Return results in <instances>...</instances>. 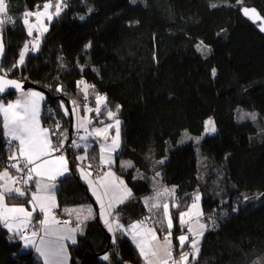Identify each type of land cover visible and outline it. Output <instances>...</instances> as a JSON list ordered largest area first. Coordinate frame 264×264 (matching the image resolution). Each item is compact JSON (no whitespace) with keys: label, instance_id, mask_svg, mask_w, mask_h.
Returning a JSON list of instances; mask_svg holds the SVG:
<instances>
[{"label":"trees","instance_id":"16d2710c","mask_svg":"<svg viewBox=\"0 0 264 264\" xmlns=\"http://www.w3.org/2000/svg\"><path fill=\"white\" fill-rule=\"evenodd\" d=\"M45 2L7 0L13 23L0 28L6 36L5 64L16 67L12 77L48 93L42 122L52 130L60 124L54 145L75 130L72 102L83 95L78 82L105 96L107 110L116 112L119 106L117 159L131 161L134 168L116 169L133 196L112 219L125 227L151 213L144 198L154 193L156 173L161 172V182L176 188L180 205L171 209L178 249L176 237L184 233L178 215L196 192L202 197L204 218H215L199 244L198 257H190L189 264H264L257 262L264 255V34L260 23L242 14L244 7H252L264 17V0H139L135 5L131 0H64L66 6L50 24L38 52L19 66V53L30 39L24 13L41 9ZM201 42L203 50H198ZM65 107L72 118L65 115ZM240 107L257 111L259 119L238 123ZM101 114L105 117L106 111ZM209 118L215 134L197 146L179 145L184 132L201 135ZM5 141L0 118V170L10 163L12 152ZM71 167V174L59 182V211L94 204L73 163ZM28 200L8 197L13 203ZM153 216L161 220V215ZM154 227L166 231V226ZM70 251L71 264L143 262L132 240L121 231L109 232L100 218L87 223ZM105 255L107 261L102 260ZM0 264L43 261L0 223Z\"/></svg>","mask_w":264,"mask_h":264},{"label":"snow or ice","instance_id":"6c2138e0","mask_svg":"<svg viewBox=\"0 0 264 264\" xmlns=\"http://www.w3.org/2000/svg\"><path fill=\"white\" fill-rule=\"evenodd\" d=\"M65 6L64 0H56L55 4L51 0H48V2L42 5V10L38 9L35 12L29 11L24 13L23 24L27 27L28 35L32 36L34 30L37 33L34 41L31 42L33 51L39 50L41 38L48 31L44 23L45 19L50 22L53 18L59 17ZM212 7L216 6L212 5ZM53 8L55 11H52ZM242 10L243 14L253 20V22L260 21V30L264 32V17H261L254 8L249 9L244 7ZM7 13V0H0V14H2L0 16V28H3L5 23H13L12 17L8 16ZM31 17L35 18L34 23L30 21ZM81 19H84V17H81ZM197 48L198 50H203V42L197 45ZM28 52L29 46L25 44L24 49L19 53L18 64L22 65L24 63ZM2 54L3 45L0 43V55ZM215 74L216 70L213 69L212 75L215 76ZM6 75L7 73L4 76H0V93H4L8 88L15 90L22 89L18 81L6 79ZM78 83L83 85L82 91L84 92L85 100H87L88 89L94 86H89L84 81ZM43 99L44 97L39 92L29 91L23 93L22 99H17L12 103L5 104L0 100L3 136L8 142L9 149H13L11 155L8 156V160L11 162L9 167L15 169L18 173L24 174L18 181L10 175L9 169L6 168L3 172H0V182H2L0 183V223L10 232L18 235L26 248H34L38 256L42 258L43 264H68V253L65 242L71 241L72 244H76V233L82 231L79 225L93 218V210L90 206L64 209V212L69 215L76 213L78 224L75 228L68 227L72 221H66L62 225L61 221L52 214V210L58 207L55 199V189L57 187L55 181L59 176H63L69 171L67 158L61 157L60 159H56L52 156V153L63 148L67 137L64 136L60 139L58 146L53 144L52 137L61 135L60 125L57 124L55 130L41 125L40 101ZM72 103L76 104L75 101ZM95 103V109L88 108L85 105L83 106L84 111H95L97 116L102 111H106L107 118L114 120V123L89 130L87 125H90L92 120L88 117L78 118L77 131L83 129L86 133V135L80 136L79 139L85 143L81 144L74 140L72 141V146L85 150V155L77 157L78 160L85 161L88 159L86 153L88 147H90L87 143L89 138H102L104 143L100 144L99 160L101 165H107L110 169V166L114 163V154L118 151L121 144V121L116 118L119 106H117L116 112L107 110V98L99 94L95 96ZM80 107V105H76L73 113L78 115ZM64 112L67 115L68 109L65 108ZM252 119H255L254 115ZM112 130H114V135H110ZM204 131L206 134L216 132L215 122L211 118L205 121ZM185 137L191 138L187 136V133H185ZM197 142H199V138H197ZM160 162L163 163V161ZM121 166L123 168L134 167L131 161L122 162ZM88 168H91L90 164ZM79 171L81 177L91 189L93 196H95L97 203L100 205V216L105 226L109 232H113V223L109 221V217L118 205L132 198L131 189L127 187L122 179L116 177L115 173L111 170L105 171L103 176L96 180L90 179L92 172L85 171L83 167ZM159 175L160 173H156V176ZM47 181H53V183H48ZM18 182L23 185L32 183L35 185L36 191L31 194L29 201L32 206L31 211L23 206H9L6 203V197L14 195L22 197L27 194L25 189L14 187ZM174 194L175 188L169 189L164 187L157 189L153 196L146 197L144 200V204L149 209V212H152L153 209L156 210V213L162 211L163 219L156 220L154 223L159 224L161 229H164L166 226L163 240L158 236L155 227H148L146 225L145 220L151 217L134 222L126 229L119 223L118 219L114 221L115 230L121 231L130 237L145 264H189L190 256L192 260H195L199 255L200 239L208 227V225L200 221V217L203 216L198 203L200 195L196 194L194 196L193 203L186 211L179 212L178 224L184 234L176 237L180 249L179 257L176 258L174 256L172 240L174 223L171 209L179 208L180 205L175 202ZM165 196L173 198L171 206L167 202H162L161 197ZM106 200L107 204L105 203ZM37 211L42 213L44 218L34 225L33 216ZM85 212L87 215H81ZM156 213H153V215ZM212 223L215 225V221ZM30 226L33 230L30 234L24 235ZM36 228H39L43 234L41 235L40 231L35 230ZM185 245L191 249V252L183 251ZM103 259L108 260L109 257L105 255Z\"/></svg>","mask_w":264,"mask_h":264},{"label":"rangeland","instance_id":"374dc122","mask_svg":"<svg viewBox=\"0 0 264 264\" xmlns=\"http://www.w3.org/2000/svg\"><path fill=\"white\" fill-rule=\"evenodd\" d=\"M138 1L139 0H131V3L133 4V5H135V4H137L138 3ZM56 3V2H55ZM55 3H53V4H55ZM39 10H42V8L41 9H39ZM52 11H55V9L53 8L52 9ZM63 12V11H62ZM61 12V13H62ZM61 15V14H60ZM0 16H2V14H0ZM56 18V17H55ZM55 18H53L50 22L49 21H47L46 19H45V21H44V23L46 24V26H47V28L49 29V26H50V24L54 21V19ZM30 21L31 22H35V18L34 17H31L30 18ZM10 23H5V25L3 26V28L5 27V26H7V25H9ZM25 26V25H24ZM26 27V26H25ZM26 30H27V27H26ZM2 32V31H1ZM48 32V31H47ZM47 32H45L44 33V35L47 33ZM28 33V32H27ZM36 35H37V33L35 32V30H34V32H33V35L32 36H30V39L28 40V42L26 43V44H28V46H29V52L27 53V55H26V57L30 54V53H37L38 51H33L32 50V43L31 42H33L34 41V39H35V37H36ZM43 35V36H44ZM43 38V37H42ZM42 38H41V40H42ZM41 44V43H40ZM40 48V47H39ZM23 49H24V47H23ZM22 49V50H23ZM21 50V51H22ZM26 57H25V59H26ZM18 61H19V58H18ZM18 61H17V64H18ZM19 66H22V65H20V64H18ZM0 69H2V72H3V74H2V72H1V70H0V74H2L3 76L5 75V73H7V75H6V77H8V78H12V79H17V80H20V79H18L17 77H12V74H13V72H14V70L16 69V67H14V65H11V66H8V65H6L5 64V61H4V64L0 67ZM20 81H25V80H20ZM26 82H28V81H26ZM82 88H83V85H82V87H81V90H82ZM30 90H33V89H29V90H27V91H25V92H28V91H30ZM37 91V90H36ZM25 92H21V93H19V94H15V95H20V94H23V93H25ZM40 92V91H39ZM42 93V92H41ZM44 94V93H43ZM96 94H99V95H101L100 93H98L95 89H91L90 87H89V89H88V98H87V100H85V98H84V92H83V95L81 96V98L79 99V100H75V102H76V104L74 105L73 103H72V111H73V109L76 107V105H80L81 107H80V110H79V113H78V115H76V114H74L73 113V117H74V127L76 128L77 127V123H78V118H80V117H88L89 119H91L90 118V112H85L84 111V108H82V106H87L88 108H96V105H92V103H93V100L95 101V96H96ZM45 95V94H44ZM91 97L93 98V100H91ZM0 100H2L5 104H7V103H9L10 101H5L4 99H0ZM93 106H95V107H93ZM95 112V111H94ZM68 115L70 116V113H68ZM255 116V119H252V116ZM91 116H93V120H92V123L90 124V125H87V126H89V128H90V130L92 129V128H96V127H104L105 125H107V124H110V123H114V120H109L108 118H107V115H106V119L105 120H102L101 122L102 123H99L98 122V116L96 115V113H92L91 114ZM99 116H101V115H99ZM259 117H260V114L257 112V111H253V110H246V109H244V108H242V107H240V108H238V110H237V112H236V115H235V120L238 122V123H242V122H245V121H251V120H257V119H259ZM1 118V117H0ZM105 118V117H104ZM116 118H118V117H116ZM2 119V118H1ZM119 119V118H118ZM107 120V121H106ZM120 120V119H119ZM208 120V119H207ZM121 121V120H120ZM99 123V124H98ZM120 132H121V124H120ZM185 133H187V136L188 137H191L190 139L189 138H186L185 137ZM216 133V132H215ZM215 133H211V134H206L205 133V131L201 134V135H191V134H189L188 132H184L183 134H182V136H181V138H180V140H179V145L180 146H182V145H185V144H189V143H192V144H195L196 146L197 145H199L200 144V142L205 138V137H208V136H211V135H213V134H215ZM110 135H114V130H112V132L110 133ZM197 138H199V142H197ZM67 141V140H66ZM65 141V142H66ZM78 143H83L84 141H80V139L77 141ZM110 142V141H109ZM87 143L90 145V147H88L89 149L90 148H92L94 145H97L98 146V150H99V153H100V144H102V143H104V140L102 139V138H98V139H96V138H94V137H90L89 138V140L87 141ZM120 146H121V144H120ZM196 149L199 151V148L198 147H196ZM76 153H77V148H75V151H72V153H71V160H69L70 161V163H73V165L75 164V156H76ZM117 153H119V149H118V152ZM116 154V153H115ZM114 154V163L112 164V166L113 167H116V155ZM68 160V159H67ZM166 161H167V159H166ZM9 169V172H10V174L15 178V179H18L19 178V176H18V172H16V170L15 169H11L10 167L8 168V164L7 165H5L1 170H0V172H2V171H4L5 169ZM158 173H160V175L159 176H156V178H155V180H154V190L156 191L157 189H161V188H164V187H166V188H169V189H172V188H175L174 186H171V187H167V186H165L162 182H161V180H160V177H161V172H158ZM14 187H16V184L14 185ZM155 191H154V193L153 194H151V195H149V196H146V197H151V196H153L154 194H155ZM26 192H27V194L25 195V196H29V199H30V192H31V187H30V184L28 185V188H27V190H26ZM196 194H199L200 195V201L198 202L199 203V206H200V209L202 210V212H203V209H202V197H201V194H200V192H196L195 194H194V196L196 195ZM174 196H175V202H176V188H175V194H174ZM194 196H193V198H194ZM145 197V198H146ZM145 198H144V200H145ZM161 200H162V202H167V203H169V205L171 206V204L173 203V198H171V197H167V196H165V197H161ZM149 203H151V201H149ZM193 203V200L191 201V203H190V205ZM189 205V206H190ZM188 209V208H187ZM186 209V210H187ZM185 210V211H186ZM152 214L153 213H156V210L155 209H153V211L151 212ZM151 213H148L147 214V216L148 217H151L150 219H147V220H145V222H146V224L148 225V227H154V221H155V219H154V216L151 214ZM156 216L155 217H157V215H161V220L163 219V215H162V211L161 212H159V213H156L155 214ZM157 219L158 220H160L158 217H157ZM102 221H103V219H102ZM115 219H111L110 220V222H112L113 223V229L115 228ZM200 221H201V223H204V224H206L207 225V221H206V219L204 218V215L202 216V217H200ZM34 224H37V223H34ZM103 224H104V221H103ZM105 225V224H104ZM165 225H166V222H165ZM106 227V226H105ZM107 228V227H106ZM38 229V228H37ZM36 229V230H37ZM108 229V228H107ZM166 232V231H165ZM114 233V232H113ZM157 234H158V236L160 237V239L161 240H163V236L165 235V233H159L158 231H157ZM182 234H184V233H182ZM204 234H205V231H204ZM204 234H203V236H204ZM190 239H191V236H190ZM202 239H203V237L200 239V242L202 241ZM174 245V244H173ZM174 247H175V252H174V256L176 257V258H178L179 257V253H180V250L174 245ZM184 251H191V249L190 248H187L186 250H184ZM108 256V255H107ZM104 257V256H103ZM103 257H102V260L103 261H107V260H104L103 259ZM191 257V256H190ZM190 257H189V260H190ZM257 262L258 263H263L264 262V255H262V256H260L258 259H257ZM143 263H145L144 261L142 262V264Z\"/></svg>","mask_w":264,"mask_h":264},{"label":"crops","instance_id":"0c3cea01","mask_svg":"<svg viewBox=\"0 0 264 264\" xmlns=\"http://www.w3.org/2000/svg\"><path fill=\"white\" fill-rule=\"evenodd\" d=\"M87 85H89V84H87ZM90 86V85H89ZM91 89H94L93 87H90ZM30 91H35V92H39V91H36V90H30ZM29 92V91H28ZM26 93V92H25ZM43 97H44V99L42 100V101H40V110H41V125L43 126V127H46V126H44V124H43V122H42V113H43V107H44V104H45V102H46V95H44L43 93H41V92H39ZM23 98V94H20V95H18V96H16V98L13 100V101H10L9 103H12V102H15L17 99H22ZM91 100H93V98L91 97ZM92 105H96V103H95V101L93 100V103H92ZM93 107H95V106H93ZM66 108V107H65ZM82 108H84L83 106H82ZM91 109H94V108H91ZM94 111H92V112H90V118H91V120H93L94 118H93V116H91V114L93 113ZM97 115V114H96ZM102 117H101V120L100 121H98L99 123H101V121L102 120H105L106 119V116H105V118L103 117V115L102 114H100ZM2 118V117H1ZM74 118V117H73ZM107 121V120H106ZM98 123V124H99ZM73 126H74V121H73ZM87 127H89V126H87ZM48 128V127H47ZM75 128V127H74ZM77 128V127H76ZM75 128V129H76ZM94 138H96V139H98L97 137H94ZM85 142H83L82 144H84ZM12 151H13V149H11ZM119 150H120V148H119ZM118 152V151H117ZM116 152V166H119L122 170H130V169H133L134 167H130V168H123L122 166H121V164H122V162H125V161H129V160H127V159H120L119 161H118V159H117V156H118V153ZM87 157H88V159L87 160H85V161H80V160H78L77 159V157H79V156H81V155H85V150L83 149V148H77V153H76V156H75V167H76V171H77V173L79 174V177H80V179L86 184V186H87V188H88V191L90 192V194H91V196H92V199H93V202H94V204H83V205H78V206H72V207H68L67 209H72V208H81V207H87V206H90L91 208H92V210H93V218H91V219H88V220H86V221H84V223L83 224H80L79 226H80V228L82 229V231H78L77 233H76V244H72L71 243V241H66L65 243H66V246H67V253H68V264H71V251H70V247L71 246H75V245H77L78 244V240H79V238H80V236L85 232V230H86V226H87V223L89 222V221H91V220H93V219H95L97 216L100 218V220H101V222L103 223V221H102V218H101V216H100V212H101V209H100V205H99V203H97V201H96V198H95V196H93V194H92V191H91V189L89 188V186H88V184H87V182L81 177V175H80V171H79V169L81 168V167H83L84 169H85V171H88L90 168H88V165L90 164L91 165V167L92 166H94V165H101V163H100V160H99V156H100V153H99V150H98V146L97 145H94L92 148H88L87 149ZM52 156L53 157H55L54 156V152L52 153ZM56 159H60L61 157H55ZM133 164V163H132ZM134 165V164H133ZM68 168H69V171L67 172V173H65L63 176H59L58 178H57V180L55 181V184L57 185V187H56V189H55V199H56V202H57V193H58V190H59V187H60V184H59V182H60V180H62L63 178H65V177H67V176H69L70 174H71V171H72V167H71V163H70V161L68 160ZM109 170H111L112 172H114L115 173V175H116V177H118V178H120V179H122L124 182H125V180H124V178H123V176L118 172V170L116 169V167H113L112 165L110 166V169ZM3 172V171H2ZM10 173V172H9ZM103 174L104 173H101V174H99L98 175V177H97V179L99 178V177H101V176H103ZM11 175V174H10ZM138 176H140V174L138 173ZM90 179H92V177H90ZM93 180V179H92ZM48 183H53V181H47ZM0 183H2V182H0ZM125 184H126V182H125ZM127 185V184H126ZM30 187H31V192H30V199H31V194L33 193V192H35L36 191V189H35V185H34V183H32V184H30ZM128 187V186H127ZM129 188V187H128ZM132 194H133V192H132ZM133 196V195H132ZM30 199L28 200V204H24V203H13V202H9L8 201V197H6V203L9 205V206H23V207H25L26 209H28L29 211H31L32 210V206H31V204L29 203V201H30ZM105 203L107 204V200L105 201ZM120 205H122V204H120ZM120 205H118L116 208H115V210L120 206ZM66 209V208H65ZM114 210V211H115ZM96 211H97V214H96ZM114 211H113V213H114ZM113 213H112V215H113ZM52 214L53 215H55V217L59 220V221H61V224L63 225V223L65 222V220L66 221H72V223L71 224H69L68 225V227H71V228H75V227H77V224H78V221H77V219H76V213H72L71 215H69V214H67V213H65L64 212V209L63 210H61V211H59L58 210V207L57 208H54L53 210H52ZM81 215H87V213L85 212V213H82ZM112 215L109 217V221L112 219ZM44 217H43V214L42 213H39V211H37L36 213H34V216H33V223H38V221L39 220H41V219H43ZM2 224V223H1ZM3 225V224H2ZM115 225V224H114ZM131 225V224H130ZM129 226V225H128ZM128 226H125L124 228L126 229V228H128ZM7 229V228H6ZM8 230V229H7ZM9 231V230H8ZM37 231H40L41 232V235L43 234L42 233V231L38 228L37 229ZM114 233L115 232H118V231H116L115 230V228H114V231H113ZM9 233H10V235L12 236V237H14V238H17V236L18 235H15L13 232H10L9 231ZM124 235H126V236H128L127 234H125L124 233ZM129 237V236H128ZM130 238V237H129ZM23 245H24V242H23ZM24 248L26 249V250H33V252H34V254H35V256L36 257H38L39 259H41L42 260V258L41 257H39L38 256V254L35 252V250H34V248H31V247H25L24 246ZM143 259V258H142ZM43 261V260H42ZM144 261V260H143Z\"/></svg>","mask_w":264,"mask_h":264},{"label":"built area","instance_id":"2783aa9c","mask_svg":"<svg viewBox=\"0 0 264 264\" xmlns=\"http://www.w3.org/2000/svg\"><path fill=\"white\" fill-rule=\"evenodd\" d=\"M1 70V72H2V69H0ZM101 117L102 116H98V121H100L101 120ZM60 125V124H59ZM89 128V127H88ZM89 130H90V128H89ZM83 135H86V133L83 131V129H80L79 131H77V128L74 130V132L72 133V135H71V137L64 143V146H63V148H61L59 151H56V152H54V156L55 157H66L68 160H71V153H72V151H75V147H73L72 146V141H78L79 140V137L80 136H83ZM5 145L8 147V142H7V140L5 141ZM55 145H59V144H55ZM70 156V157H69ZM11 163V162H10ZM10 163L8 164V168H9V165H10ZM109 170V166H107V165H94V166H92L88 171H90V172H92V179L93 180H96L97 179V177H98V175L99 174H101V173H104L105 171H108ZM24 174L23 173H19L18 174V176H19V178L21 177V176H23ZM19 178L17 179L18 181H19ZM16 187H20V188H22V189H25V190H27V188H28V185H23L22 183H20V182H18V183H16ZM146 217H148L147 215L143 218V220H145V218ZM207 221V225H208V227H207V229L205 230V232L207 231V230H209L210 228H212L214 225H213V221H215V218L214 217H210L208 220H206ZM65 222H66V220H65ZM146 223V222H145ZM34 224V223H33ZM35 225V224H34ZM147 225V224H146ZM149 225V224H148ZM147 225V226H148ZM37 229V228H36ZM35 229V230H36ZM33 230V228L30 226L28 229H27V231L24 233V235H28V234H30V232ZM18 238H19V240L21 241V242H23L21 239H20V237L18 236ZM172 240H173V238H172ZM173 244H174V241H173ZM175 247H174V252H175ZM189 252H191V251H189ZM143 264H145V263H143Z\"/></svg>","mask_w":264,"mask_h":264},{"label":"water","instance_id":"95a60500","mask_svg":"<svg viewBox=\"0 0 264 264\" xmlns=\"http://www.w3.org/2000/svg\"><path fill=\"white\" fill-rule=\"evenodd\" d=\"M249 9H252V7H247ZM257 11V10H256ZM258 12V11H257ZM259 13V12H258ZM242 14H243V10H242ZM244 15V14H243ZM260 15V14H259ZM245 16V15H244ZM261 16V15H260ZM247 17V16H245ZM262 17V16H261ZM248 18V17H247ZM251 20V19H250ZM253 22V20H251ZM253 23H260V21H256V22H253ZM259 29H260V26H259ZM261 31V30H260ZM262 32V31H261ZM264 34V32H262ZM0 43H2L3 45V54L0 55V67L4 64V61H5V58H6V55H7V44H6V36L3 32L0 31ZM0 76H3L2 74H0ZM6 79H11V80H16L18 81L21 86H22V89L21 90H15V89H11V88H8L5 90L4 93H0V99H3L5 98L6 96L10 95V94H19L21 92H25L29 89H33V90H37V91H40L42 93H44L46 96L48 95V93L45 91V90H42L40 89L36 84L34 83H31V82H26V81H20V80H17V79H12V78H8L5 76ZM69 113H70V118H72V113L69 109ZM72 126V124H71ZM96 220L99 222V217L97 216L96 217ZM108 236H109V239L111 240V235L107 232Z\"/></svg>","mask_w":264,"mask_h":264}]
</instances>
